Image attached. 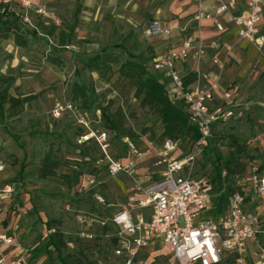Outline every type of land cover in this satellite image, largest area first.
<instances>
[{
    "label": "rangeland",
    "instance_id": "374dc122",
    "mask_svg": "<svg viewBox=\"0 0 264 264\" xmlns=\"http://www.w3.org/2000/svg\"><path fill=\"white\" fill-rule=\"evenodd\" d=\"M31 1L29 9L20 0H9L11 10L23 21L18 30L0 28V72L15 78L10 94L22 100L18 107L11 103L5 105L4 111L0 107V160L6 164L0 171V185L15 179L24 167L22 176L13 182V195L0 199V230L13 235L25 247L21 252L28 264H49L46 255L32 260L31 252L49 233L45 223L51 220L59 222L53 228L60 227L70 241L69 253L82 251L97 264H121L111 247L112 237L119 233L112 219L121 206L129 203L136 190L134 180L124 173L109 175L100 162V147L93 138L84 140V136L107 130L100 104L110 114L121 112L124 128L134 133L130 139L143 152L135 177L144 187L162 169L156 165L152 149L161 144L162 124L158 114L142 104L133 82L121 73L122 63L129 58L126 53L111 50L112 70L102 72L90 70L87 60L107 45L124 43L131 51L143 54L152 67V51L155 55L164 53L173 43L180 44L183 38L200 30V24L192 20L194 8L188 11L186 0H80L77 22L74 14L78 0ZM2 3L4 0H0ZM40 6L45 13L36 11ZM155 20L162 21L164 27L176 22L175 36H147L145 25ZM41 23L52 34H47ZM33 29L38 31L37 36L32 34ZM62 32L68 34L66 49L60 45ZM227 38L222 49L231 46L228 54L214 66V58L207 64L202 61V71H210L224 81L225 87H237L244 102H264V48L242 47L232 37ZM84 92L87 97L94 94L91 100L96 101L85 100ZM57 103H71L74 110L57 118L53 111ZM237 113L236 118L214 128L213 143L224 155L234 150L229 135H235L244 145L239 161L242 165L235 166L234 182L241 183L249 195V174L254 165L264 163V109L239 108ZM83 117L88 127L79 122ZM110 154H125L117 138L112 140ZM45 166L52 173L43 176ZM211 167L204 158L195 171L204 175L211 172ZM77 174L87 183L86 188L78 190L70 184ZM91 180L95 184H90ZM97 196L103 197L105 203ZM105 223L108 230L104 232ZM246 255L243 264L252 261L249 252ZM228 256H224L223 264ZM7 259L12 261L8 256ZM172 262L168 245L153 239L138 253L134 264Z\"/></svg>",
    "mask_w": 264,
    "mask_h": 264
},
{
    "label": "built area",
    "instance_id": "2783aa9c",
    "mask_svg": "<svg viewBox=\"0 0 264 264\" xmlns=\"http://www.w3.org/2000/svg\"><path fill=\"white\" fill-rule=\"evenodd\" d=\"M201 3L202 0H197ZM9 3V0H4ZM26 8L32 9L31 0H20ZM246 9L234 15L232 22L239 28L242 38L250 41L259 49L264 48V33L259 28L264 16V0H247ZM230 9V0H221L215 9L216 15H221ZM38 13H45L43 6L36 9ZM212 13L204 11L201 6L194 20L200 24L204 18H211ZM219 31L224 26L216 23ZM144 32L147 36L159 33L172 34V29L164 27L155 20L149 22ZM212 47H218L215 40ZM230 50L231 46H227ZM203 36L186 37L180 46H173L165 55L158 56L153 61V68L169 78L168 89L170 94L183 99L190 110V118L201 135L199 140L187 153H180L177 141L165 140L154 148L156 165L161 166L160 179L153 180L149 185L142 186L141 180L135 177L137 166L143 159V152L129 138V158L126 161L117 159L110 154V134L107 130L85 135L84 140L93 138L104 153V162L109 166L111 176L121 173L131 176L136 190L127 205L112 219L119 228L118 242L114 249L116 256L124 258V264H134L138 253L149 246L153 239L160 240L168 245L172 256V264H220L227 254H238L233 264H243L248 251V241L255 239L264 227V168L254 166L249 174V181L260 201L261 208L250 214L246 208V195L234 193L230 198L229 210L217 219H203L213 202L212 185L205 178L195 175L197 161L203 148L208 145L215 123H225L236 118L237 109L241 105L236 88L225 89L218 93L219 83L211 75L203 73L201 63L206 54ZM194 56L197 78L186 89L184 77L178 71L177 63ZM74 110L71 103H57L54 116L59 117L63 112ZM88 127L83 117L79 121ZM6 164L0 160V171ZM90 184H95L91 180ZM90 186V185H89ZM15 191L13 184L0 185V199L12 196ZM101 203L105 200L97 196ZM150 209L147 217L143 210ZM183 222V223H182ZM93 237L92 234H87ZM25 248L14 236L0 230V264H28L21 252ZM8 249H16L12 261L7 259ZM260 264H264V257Z\"/></svg>",
    "mask_w": 264,
    "mask_h": 264
},
{
    "label": "trees",
    "instance_id": "16d2710c",
    "mask_svg": "<svg viewBox=\"0 0 264 264\" xmlns=\"http://www.w3.org/2000/svg\"><path fill=\"white\" fill-rule=\"evenodd\" d=\"M77 2L78 7L74 14L76 22L78 21L81 9V1L78 0ZM22 21V17L11 10L9 3H2L0 5V28H5L8 31L18 30L21 27ZM41 26L45 28L47 34H52V31L47 26L43 25L42 23ZM32 34L37 36L38 31L33 29ZM67 37L68 34L66 32H62L60 34V45L64 49H66L64 46L68 45ZM116 48L129 56L127 61L121 65V73L133 82L139 94L142 96V104L154 110L161 120L162 133L160 135L161 144H159V146L162 145L165 140L170 139L179 143L181 148L180 153H187L199 140L201 133L198 127L192 123L190 118V110L185 104L184 100L170 94L168 89L169 78H166L162 72L155 70L153 65L152 67H149L147 65V59L143 54H137L131 51L130 48L124 43L111 44L103 47L96 54L90 55L87 60V66L90 68V70L97 72H102L103 69L112 70L114 55L111 50ZM156 57H158V55H155L152 51L153 61ZM196 78L197 73L194 70L189 71L183 78L184 87L186 89L190 88V86L195 82ZM14 79V77L5 76L0 72V107L3 111L7 103H11V105L17 107L22 103V100L19 97H15L10 94V88ZM83 96L85 100H91L94 98V94L88 95L87 97L85 92ZM95 101L96 100H91V102ZM99 108L102 111V116L105 120L107 131L110 134V150L112 140L117 138L118 141L124 146L125 154L122 157L114 156L117 159L126 161L129 158V148L128 143L125 142V138L130 139V136L134 137V133L131 130L128 131L124 128L123 115L121 112L110 114L108 112V108L103 107L101 104L99 105ZM218 124L219 123H215L213 125L212 135L209 138L208 145L203 148L201 156L197 161L198 165L202 159H208L212 166L211 172L204 175H198L195 171L196 177L207 179L212 185L213 189L212 206L202 215L203 219H217L219 216L226 214L229 210L230 198L234 193L241 192L242 194L246 195L243 185L241 183L236 184L234 182V176L237 174V169L235 166L242 165L239 163V161L241 154H243L245 150L244 145L239 143L235 135H229L228 137L231 139V145L234 150L229 153V155H224L220 150V147L216 143H213V139L215 137L214 128ZM15 140L18 142L17 137ZM152 149L154 148L152 147ZM100 162L104 163L103 166L110 175L109 166L104 162L103 152ZM97 167L100 168L99 165H97ZM260 168H263V166ZM23 170L24 167L22 166V170H20L18 176L15 179L6 181V183L13 184V182H15L18 177L22 176ZM42 171L43 176H46L49 172L52 173L49 171V168H46V166ZM90 175L94 176L95 174ZM158 179H160V176L156 177L155 180ZM6 183H3V185ZM249 183L250 181L248 177L246 184L249 186ZM70 184L76 185L78 190L80 188H86L87 186V183H85V180L82 179L80 174H77ZM248 198L249 197L247 196L246 199ZM58 223L59 222L53 220L47 221L45 223L49 233L44 237L43 242L32 250L31 259L34 260L40 255H46L47 259L49 260V264H97L95 261L89 259L88 256L82 251L75 254L68 252L70 241L67 239L65 233L60 229V227L53 228V225ZM103 226L104 232L107 231V223H105ZM117 242L118 237L116 234L112 237L111 247L114 252V256L120 258L121 264H124V258L115 255L114 249L117 245ZM238 256V254H230V256L226 258L225 263L233 264ZM223 263L224 262L222 261L220 264Z\"/></svg>",
    "mask_w": 264,
    "mask_h": 264
},
{
    "label": "crops",
    "instance_id": "0c3cea01",
    "mask_svg": "<svg viewBox=\"0 0 264 264\" xmlns=\"http://www.w3.org/2000/svg\"><path fill=\"white\" fill-rule=\"evenodd\" d=\"M246 1L247 0H230V9L221 15H216L215 9L221 4V0H202L201 3L197 0H186L188 11L191 10L192 8H194L192 11V14H194V17L196 15L197 11L199 10L200 6L204 11L212 13L211 18H204L200 21V30H198V31L196 30L192 34H189V36H193V37H197L199 34H201L203 36V42H204V45L206 46V49H207L206 54L203 58L204 64H207L209 59L214 58V61L213 62L211 61L212 66H214L215 63L219 62V60H218L219 58L225 57L228 54V52H229V49L227 48L228 45H226V47L225 48L223 47V49H222V43L227 37H228L227 40H229L232 37L231 40L234 41L235 44H238L239 46H242V47L251 46V47L258 48L256 45H254L250 41H247L246 39L242 38L239 34V28L236 27L234 25V23L232 22V18L234 15H238L246 9V7H247ZM187 14H189V13H187ZM194 17H192L193 21H195ZM157 21L161 22L163 25L162 21H160V20H157ZM218 21L223 24V26H224L223 31H219L217 29L216 23ZM168 24H169L168 28L172 29L171 37H174L175 36V32H174L175 27L176 26L178 27V24L176 22H173V21L168 23ZM259 28L262 31V33H264V16L262 18V21L260 22ZM189 36H186V37H189ZM185 38H183L181 40L180 44L173 43L167 51H165L162 54H159L158 56H162V55L167 54L172 49V47L175 45L180 46L182 41ZM215 40L219 43V46L214 48L211 46V44ZM185 64H190L191 67L186 68ZM177 68L183 77L189 71L194 70L195 69L194 56L192 55L188 60L179 61L177 63ZM203 71L209 73L210 75H212V77L215 80L218 81V83H219L218 93L219 94H221L225 89H228V87L224 86V81L219 80L216 76H214L208 70L203 69ZM233 88H236L237 92H238L237 87H233ZM238 96H239V99L241 100V105L239 106L240 109L246 108V109H249L252 111H255L256 107H261L262 109H264V102L254 101V100L249 101V102H244L243 99L240 97L239 93H238ZM259 164L260 165H258V167L263 166V168H264V163H259ZM254 166H257V165H254ZM159 175L160 174L158 173V175L156 177H158ZM156 177L153 180H155ZM247 196L249 198L246 199V208L249 211V213L252 214L261 208V204H260V201L257 197V194H256L254 188L252 187V185L250 183H249V195H248V193H246V197ZM143 212L147 217L150 214L149 209H144ZM156 242L162 243L158 239H156ZM14 250L15 249H13V251H12V249H8L7 256L9 258V260L14 259V257H15ZM258 251H260V252H258ZM248 252H249L250 256H252V261H250L249 264H260L261 259L264 257V227L257 234V237L255 239H250L248 241L247 254H248Z\"/></svg>",
    "mask_w": 264,
    "mask_h": 264
}]
</instances>
